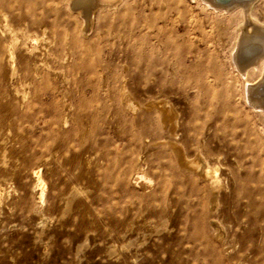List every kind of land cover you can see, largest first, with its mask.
I'll list each match as a JSON object with an SVG mask.
<instances>
[{"label": "rangeland", "instance_id": "374dc122", "mask_svg": "<svg viewBox=\"0 0 264 264\" xmlns=\"http://www.w3.org/2000/svg\"><path fill=\"white\" fill-rule=\"evenodd\" d=\"M5 1L2 6L0 0V264H207L201 247L195 248L186 238L188 221L196 213L194 190L200 191L203 181L195 178L193 182L186 169L173 167V149L167 142L182 146L189 160L200 144L225 154L232 145L243 152L245 165L250 164V151L245 148L250 142L263 162L255 171L264 173V115L245 103L243 83L232 72L229 51L234 34L229 32L220 47L216 31L209 26L214 15L203 13L194 2L191 9L179 2L177 12L170 11L164 0L160 7L164 20H157V27L165 35L182 36L190 51L201 50L199 57L186 63L193 66L199 61V65L187 73H177V60L167 59L168 77L161 96L175 120L157 126L144 118L158 119L143 105L147 82L127 78L126 90H120L119 76L126 65L124 33L110 31L103 24L104 19L120 23L121 11L134 5L131 0H120L118 8L100 15L91 35L81 38L86 62L95 70L88 72V82L94 84L100 76L99 95L107 100L112 85L109 76L117 73L115 94L120 104L114 111L103 112L94 105L79 115L74 106H67L76 104L82 94L71 73L73 58L60 59L62 36L50 28L32 29L20 23L18 16L27 7H21L18 0ZM30 1L33 6L41 0ZM54 4L59 10L63 7L59 0ZM60 13L68 18L64 10ZM151 14L144 12V19ZM255 14L264 21V0ZM16 23L31 33L26 46L19 45L9 60L8 43L2 39L8 37L7 26ZM144 32L150 43H157L156 29ZM34 43L39 48L28 59ZM95 45L100 47L99 54L94 52ZM35 61L38 76L32 74ZM211 61L222 70L219 82L209 72ZM99 63L111 65L99 73ZM26 66L27 75L23 73ZM201 71L206 72L203 83L210 90L229 85L234 89L232 110L218 112L225 97L213 106L206 104L204 92L193 80ZM92 102L96 104L95 98ZM220 114L237 119V126L226 127ZM244 128L247 135L234 138L228 134ZM220 161L222 178L228 175V167H237L234 159L221 157ZM226 195L225 184L218 194L217 211L227 209ZM224 224L228 239L248 229L234 227L235 231ZM250 244L237 243L233 251Z\"/></svg>", "mask_w": 264, "mask_h": 264}, {"label": "bare ground", "instance_id": "6f19581e", "mask_svg": "<svg viewBox=\"0 0 264 264\" xmlns=\"http://www.w3.org/2000/svg\"><path fill=\"white\" fill-rule=\"evenodd\" d=\"M131 1L134 3L133 7L125 8L119 14L122 19L120 23L106 22L105 19L103 22L104 26L110 31H123L124 33L121 43L126 45L123 52L126 65L122 69L121 76H119L122 82L120 90H126L127 78L134 82H147L144 89L147 100L143 105L145 109L153 110L158 119L155 121L150 115H146L144 118L157 124V126L165 124L166 121L174 122L175 117L173 114L171 115L170 106L161 96L165 87L163 81L168 77V72L165 71L167 59L177 60V73H187L194 66L199 65V61L193 66L186 63L192 57H199L201 48L190 51L189 45L183 44L182 36L178 34L169 35L170 33L165 35V31L157 27V20H164L160 11L164 0H145L143 4L141 0ZM260 1L167 0V7L170 11L177 12L179 2L190 9L191 2H194L195 5L201 8L203 13L207 12L214 15L212 17L214 19L209 21V26L216 31L217 45L220 47L224 44L225 37L229 32L234 34L229 51V63L232 72L243 83L245 103L253 110L264 115V21L260 20L255 14V9ZM59 2L63 4L61 10H64L67 19L61 17V10L57 9L54 0H41L33 6L30 0H18L21 7H27L26 11L19 14L18 21L27 23L28 27L32 29H53L58 35L62 36L63 41L58 44L61 53L60 59L65 62L70 57L73 58L71 73L75 76L73 78L75 88H78L79 93L82 94L76 104L67 106H74L79 115H82V111L87 112L94 105L101 112L116 110V106L120 104L115 94L116 82L119 79L117 73L110 74L112 85L108 90L107 100H103L99 95L101 77L98 76L94 84L88 82V72L94 68L86 62V54L81 48L84 42L81 38L91 35L99 25L100 15L118 8L120 0H59ZM6 4L5 0H1L2 6ZM36 9L40 11L36 13ZM156 10L160 11L161 14H156ZM146 11L152 13L147 20L143 17ZM79 23L80 27L77 29ZM23 25L19 23L10 24L4 30L8 37L3 38L2 41L8 43L6 51H8L9 60L12 59L15 49L19 45L26 46V42L30 38V30H23ZM175 26L174 30L177 31L179 25L176 24ZM59 28L61 30H58ZM147 28L157 30V33L153 35L157 43H150V36L144 32ZM69 29L72 30L68 34ZM68 35H70V39L67 41ZM36 39L37 36L32 39V42ZM85 47L88 52L90 45L86 44ZM37 48L39 47L36 43L31 46L28 59L33 56L32 51ZM94 52L99 54L100 47L95 45ZM211 62L209 72L219 82V75H221L222 70L214 61ZM109 65L111 63L103 66L99 63V73ZM61 68H64V65ZM23 71L26 75L27 72H30L27 66L24 67ZM32 74L37 76L41 74L36 61L33 63ZM46 75H48L47 72L44 77ZM77 75L80 76L79 79L76 78ZM193 77L196 87L204 92L207 105L213 106L217 103L219 97H225V101L220 105L218 112H222L223 108L232 110L231 108L234 105L231 100L235 93L230 85L214 91L207 88L203 83V80L207 77L206 72H197ZM86 95L90 97L86 98ZM93 98H95L96 104L92 102ZM128 104L127 102L126 106ZM124 122L125 120H123ZM223 122L226 127L234 129L239 121L223 115ZM169 130L175 134V128L170 127ZM228 134L235 138L240 135H247L248 130L244 128L241 133L231 130ZM167 144L172 146L173 149V167L180 166L186 169L191 177L190 180L193 182H196L195 178L203 181L200 191L198 189L194 190L198 194L195 202L196 213L188 221L190 227L186 238L192 242L195 248L201 247L199 252L205 257L207 264H264V173L255 171V168L260 170L263 164L259 158L258 149L253 147L250 142L245 143V148L250 151V164L245 165L243 152L232 145H228L230 152L225 154L217 151L211 152L208 146L200 144L196 149L194 158L189 160L182 146L176 142H167ZM221 157L234 159L237 165V167H228V175L224 178H222L223 174L220 171ZM224 179H226V183ZM225 184L227 209L217 211L218 194L220 188ZM231 209L233 212L230 214ZM224 223L227 227H233L235 231L234 227L247 226L248 229L237 235L231 234V238L228 239ZM245 241L251 244L241 246L236 252L233 251L237 243ZM195 253L197 255V252Z\"/></svg>", "mask_w": 264, "mask_h": 264}]
</instances>
